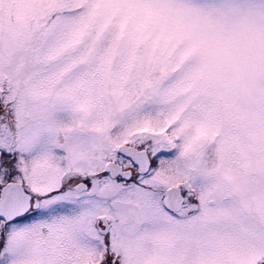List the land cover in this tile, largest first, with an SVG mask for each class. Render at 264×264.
I'll return each instance as SVG.
<instances>
[{"label":"snow or ice","instance_id":"6c2138e0","mask_svg":"<svg viewBox=\"0 0 264 264\" xmlns=\"http://www.w3.org/2000/svg\"><path fill=\"white\" fill-rule=\"evenodd\" d=\"M0 264H264V0H0Z\"/></svg>","mask_w":264,"mask_h":264}]
</instances>
